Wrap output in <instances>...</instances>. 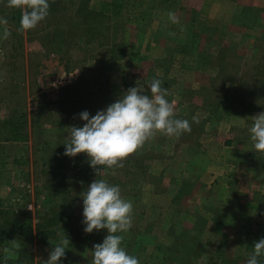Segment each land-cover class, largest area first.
Returning a JSON list of instances; mask_svg holds the SVG:
<instances>
[{
	"label": "rangeland",
	"instance_id": "rangeland-1",
	"mask_svg": "<svg viewBox=\"0 0 264 264\" xmlns=\"http://www.w3.org/2000/svg\"><path fill=\"white\" fill-rule=\"evenodd\" d=\"M233 1L49 0L22 32L0 0V264H43L65 236L60 264H92L108 232L84 231L81 193L98 177L85 154L64 155L67 128L152 79L191 132L158 134L99 177L133 203L122 247L140 264H247L264 238V154L248 131L264 112V9Z\"/></svg>",
	"mask_w": 264,
	"mask_h": 264
},
{
	"label": "clouds",
	"instance_id": "clouds-1",
	"mask_svg": "<svg viewBox=\"0 0 264 264\" xmlns=\"http://www.w3.org/2000/svg\"><path fill=\"white\" fill-rule=\"evenodd\" d=\"M6 6L21 10L18 31L22 32L36 29L49 15L50 9L49 0H7ZM168 17L173 24L180 23L175 12H169ZM7 25L8 20L0 17L5 40L11 36ZM169 95L160 79H152L146 87L138 81L135 87L129 88L95 116L87 111L80 113L79 118L85 122L82 127L67 128L64 155L76 157L85 154L98 177L81 193L84 231L91 234L106 229L108 232L102 244L94 245L92 264H140L136 256L122 247V234L133 227V203L122 196L119 186L99 177L104 175L105 169L122 168L128 157L158 134L179 139L185 132H191L187 119L176 118V101L170 102L167 99ZM248 119L252 121L248 131L254 149L264 154V112ZM193 121L199 123L198 116H194ZM10 244L13 247L5 249L8 254L5 259L14 255L19 241L14 240ZM69 245V239L63 237L43 264H60ZM253 248L247 264H259V258L264 257V238L254 242Z\"/></svg>",
	"mask_w": 264,
	"mask_h": 264
},
{
	"label": "trees",
	"instance_id": "trees-1",
	"mask_svg": "<svg viewBox=\"0 0 264 264\" xmlns=\"http://www.w3.org/2000/svg\"><path fill=\"white\" fill-rule=\"evenodd\" d=\"M11 126L13 127L12 133L19 135L20 132H22L23 130H26L27 120L26 119H18L14 123L11 122ZM245 242H246V245H249L248 235L245 236Z\"/></svg>",
	"mask_w": 264,
	"mask_h": 264
},
{
	"label": "crops",
	"instance_id": "crops-1",
	"mask_svg": "<svg viewBox=\"0 0 264 264\" xmlns=\"http://www.w3.org/2000/svg\"><path fill=\"white\" fill-rule=\"evenodd\" d=\"M233 2H235V4H240V5H244L245 6H258L262 9H264V1L263 0H234ZM207 4V1H204V5ZM237 167V166H236ZM256 173L253 174V176H255ZM221 180H223V178H221ZM224 187L226 188L227 186L224 185ZM234 242V241H233ZM215 244H217L216 240H215Z\"/></svg>",
	"mask_w": 264,
	"mask_h": 264
}]
</instances>
